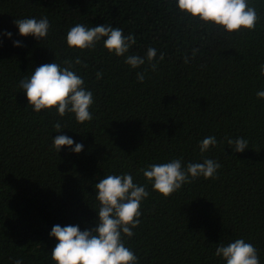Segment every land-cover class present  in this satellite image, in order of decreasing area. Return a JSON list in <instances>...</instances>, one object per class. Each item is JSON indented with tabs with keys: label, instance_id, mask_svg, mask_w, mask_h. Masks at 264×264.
Segmentation results:
<instances>
[{
	"label": "trees",
	"instance_id": "1",
	"mask_svg": "<svg viewBox=\"0 0 264 264\" xmlns=\"http://www.w3.org/2000/svg\"><path fill=\"white\" fill-rule=\"evenodd\" d=\"M248 4L259 16L255 30L227 33L181 12L176 0H0V264H55L52 227L94 229L95 185L127 173L149 192L134 236L124 237L138 264H225L216 247L236 239L251 243L264 264V98L256 95L264 91V0ZM32 17H47L46 38L19 34L14 21ZM77 23L133 35L126 55L154 47L156 70L147 61L131 68L103 47L106 38L94 49L69 48L66 34ZM66 60L93 94L91 121L55 108L34 112L19 86L35 68ZM57 135L74 144L56 152ZM208 136L217 145L201 153ZM240 137L248 148L234 152L227 139ZM77 143L79 153L71 150ZM206 158L221 165L216 178L201 176L168 197L141 171Z\"/></svg>",
	"mask_w": 264,
	"mask_h": 264
},
{
	"label": "clouds",
	"instance_id": "2",
	"mask_svg": "<svg viewBox=\"0 0 264 264\" xmlns=\"http://www.w3.org/2000/svg\"><path fill=\"white\" fill-rule=\"evenodd\" d=\"M176 5L181 12L203 23L218 26L227 33L241 29L254 31L259 20L256 9L249 6L248 0H176ZM14 24L21 36L31 35L38 40L46 38L51 27L47 17L16 19ZM6 35L11 37L12 34L8 32ZM102 38H106L103 39V47L117 57L125 56L124 62L131 68H139L147 61L151 69L156 70L157 63L152 62L156 60L157 50L149 47L143 57L126 55L136 40L131 34L125 36L119 27L101 24L89 28L77 23L68 30L66 44L69 48L80 50L94 49ZM14 46H19V41H15ZM163 59L164 55L161 54L159 60ZM63 63L66 66L61 67L56 62L43 64L35 68L30 77L20 80L19 86L26 95L28 105L37 113L42 109L55 108L61 117L74 114L77 123L91 121L93 94L85 88L83 78L72 70L73 64L67 60ZM74 63L81 64L79 57ZM260 71L264 75V65L260 66ZM96 75L99 79L103 73L97 72ZM136 77L140 83L145 80L143 72H137ZM256 95L264 98V91ZM53 127L56 132L62 129L59 121ZM73 144V139L66 135H57L53 139L56 152L62 146L71 147ZM227 144L234 152H243L248 148V141L243 137L228 138ZM216 145V138L208 136L199 142V150L205 153ZM71 150L79 153L83 150V144L77 143ZM220 167L214 159L188 162L183 166L180 159H173L166 163L150 164L141 171L144 178L151 182L153 191L168 197L182 185L201 176L205 179L216 178ZM95 189L99 202L96 227L81 231L76 225H54L49 235L55 237L57 243L52 249L51 259L55 264H138V257L125 246L124 237L134 236L133 229L140 224L141 203L149 192L145 186L134 182L130 173L109 174L99 180ZM214 255L221 257L225 264H260L258 250L244 239H236L226 246L219 244ZM14 264H22V261L17 259Z\"/></svg>",
	"mask_w": 264,
	"mask_h": 264
}]
</instances>
